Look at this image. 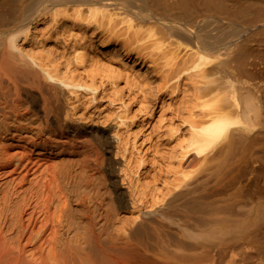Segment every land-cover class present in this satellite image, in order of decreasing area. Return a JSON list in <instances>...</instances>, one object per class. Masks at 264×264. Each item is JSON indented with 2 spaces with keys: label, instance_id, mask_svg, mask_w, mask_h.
<instances>
[{
  "label": "bare ground",
  "instance_id": "bare-ground-1",
  "mask_svg": "<svg viewBox=\"0 0 264 264\" xmlns=\"http://www.w3.org/2000/svg\"><path fill=\"white\" fill-rule=\"evenodd\" d=\"M0 264H264V0H0Z\"/></svg>",
  "mask_w": 264,
  "mask_h": 264
}]
</instances>
